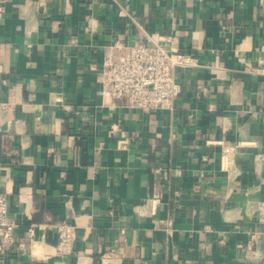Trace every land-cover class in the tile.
Wrapping results in <instances>:
<instances>
[{
    "label": "crops",
    "instance_id": "0c3cea01",
    "mask_svg": "<svg viewBox=\"0 0 264 264\" xmlns=\"http://www.w3.org/2000/svg\"><path fill=\"white\" fill-rule=\"evenodd\" d=\"M137 42L195 58L172 111L103 94ZM0 192V264H264V0H0Z\"/></svg>",
    "mask_w": 264,
    "mask_h": 264
},
{
    "label": "built area",
    "instance_id": "2783aa9c",
    "mask_svg": "<svg viewBox=\"0 0 264 264\" xmlns=\"http://www.w3.org/2000/svg\"><path fill=\"white\" fill-rule=\"evenodd\" d=\"M195 65V58L185 51L137 42L126 47L116 58L112 55L105 57L100 82L104 95L126 100L131 109L172 111L182 92L174 72ZM224 152L229 153L230 148H225ZM257 219L264 224V202L257 207ZM14 229L7 197L0 192V255L16 244ZM56 234L57 253L68 254L74 238L73 225L65 222L57 224Z\"/></svg>",
    "mask_w": 264,
    "mask_h": 264
}]
</instances>
